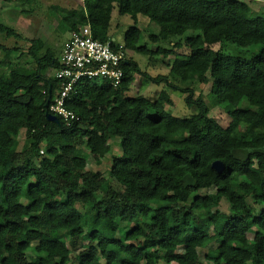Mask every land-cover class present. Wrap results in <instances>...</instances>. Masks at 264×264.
Masks as SVG:
<instances>
[{"label":"trees","instance_id":"obj_1","mask_svg":"<svg viewBox=\"0 0 264 264\" xmlns=\"http://www.w3.org/2000/svg\"><path fill=\"white\" fill-rule=\"evenodd\" d=\"M80 3L79 11L52 8L61 32L88 25L96 39H113L116 6L133 21L124 52L174 60L168 75L152 77L126 57L116 88L76 83L65 100L76 119L66 125L58 117L57 126L46 120L45 104L58 91L48 71L59 67V55L30 47L33 66L24 67L10 59L15 48L0 45V264H202L199 252L207 264H264V18L241 0ZM138 16L159 29L149 41L170 48L139 46ZM0 33L21 38L5 25ZM230 46L259 49L247 59L223 52ZM182 48L188 53L177 54ZM207 74L212 104L231 120L227 128L192 89L171 84L207 85ZM135 75L181 92L195 113H167L173 103L166 91L120 99ZM22 130L26 143L18 150ZM112 139L121 154L109 177L87 171L88 156L103 159ZM215 161L222 174L211 168ZM208 189L215 194L202 198ZM222 200L229 214L213 211ZM62 232L72 247L86 246L72 255Z\"/></svg>","mask_w":264,"mask_h":264},{"label":"rangeland","instance_id":"obj_2","mask_svg":"<svg viewBox=\"0 0 264 264\" xmlns=\"http://www.w3.org/2000/svg\"><path fill=\"white\" fill-rule=\"evenodd\" d=\"M249 5L250 9L255 15L264 18V2L253 0H241ZM58 7L64 10H76L81 8L80 0H37L34 4H30L27 0H0V25H5L13 29L21 38H7L4 34L0 33V45L6 48H15L16 51L11 55V61L15 64L30 67L33 66L32 61L28 55V50L32 47L33 54H42L50 50L54 54L59 55L67 40V34L61 32L58 28L60 20L57 13L52 8ZM133 25L132 19L127 15H120L116 6H114L111 14V23L109 35L113 37L116 44H123L125 32ZM137 28L141 30V39L139 46L146 45L148 50L156 51L157 47L170 48L169 43L153 44L149 41V36L157 34L159 29L151 23L146 17L138 16ZM197 34V33H194ZM191 31L187 32L183 37H172V41H177L185 36H191ZM218 46H212L213 50H218ZM227 48V47H226ZM259 48H238L230 46L223 52L238 55L240 57L250 58L251 53H257ZM185 48L177 50V54H187ZM128 59L137 63L140 70L149 74L152 77L159 75H168L169 66L174 60V56L162 57L159 55L147 57L137 54L135 52H125ZM3 59V53L0 52V62ZM2 66H0L1 72ZM56 74L55 69L48 71V76L54 77ZM208 84L199 85L191 83H177L171 82L173 85H178L180 88L192 89L194 97H202L209 107V116L213 118L219 126L227 128L231 122L225 111L220 106H214L210 98V89L212 80L210 75L207 74ZM166 91L172 101V106H165V111L176 118H187L195 113L194 108H188L184 104V95L179 91L169 89L167 86L154 85L149 83L141 76L135 75V81L128 91L121 93L120 99L133 98L137 95L145 96L148 98H156L159 92ZM18 150H20L26 143L25 133L22 130L18 136ZM111 152L103 159L96 161L92 156H88L87 171L100 173L101 176L108 178L109 171L113 164V159L120 156L121 151L119 148V140L112 139L110 141ZM114 187L117 188L116 185ZM202 198H207L215 194L214 189L201 190L199 192ZM251 205V201L248 200ZM257 211L259 209L255 207ZM215 213L229 214V207L226 201L222 200L218 205L213 207ZM63 241L68 246L72 255L78 254L86 246V243L80 241L77 246L72 247L69 243L67 233L62 232ZM248 238L252 239V234H248ZM178 254H182L179 250ZM200 262L207 264L204 260V253L199 252Z\"/></svg>","mask_w":264,"mask_h":264},{"label":"built area","instance_id":"obj_3","mask_svg":"<svg viewBox=\"0 0 264 264\" xmlns=\"http://www.w3.org/2000/svg\"><path fill=\"white\" fill-rule=\"evenodd\" d=\"M67 40L59 54V67L54 78L59 81L58 91L48 106V112L61 117L66 125L75 120V115L65 108L73 86L85 80L108 83L118 87L124 79L122 63L126 60L124 44L114 39H96L88 25L69 29Z\"/></svg>","mask_w":264,"mask_h":264},{"label":"water","instance_id":"obj_4","mask_svg":"<svg viewBox=\"0 0 264 264\" xmlns=\"http://www.w3.org/2000/svg\"><path fill=\"white\" fill-rule=\"evenodd\" d=\"M49 102H50V91H49V95H48V100L45 104V109H46V113H45V117H46V120L48 122H51V123H54L56 124L57 126H61V123H60V120L58 117L50 114L47 109H48V106H49ZM211 168L217 173V174H222L223 171H224V165L219 162V161H215L212 163L211 165Z\"/></svg>","mask_w":264,"mask_h":264}]
</instances>
